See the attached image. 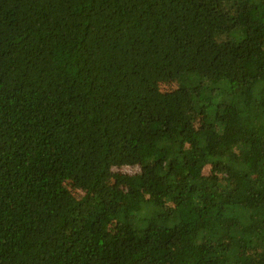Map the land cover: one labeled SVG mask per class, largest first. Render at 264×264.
I'll list each match as a JSON object with an SVG mask.
<instances>
[{
  "label": "trees",
  "instance_id": "obj_1",
  "mask_svg": "<svg viewBox=\"0 0 264 264\" xmlns=\"http://www.w3.org/2000/svg\"><path fill=\"white\" fill-rule=\"evenodd\" d=\"M0 264H264V0H0Z\"/></svg>",
  "mask_w": 264,
  "mask_h": 264
},
{
  "label": "rangeland",
  "instance_id": "obj_2",
  "mask_svg": "<svg viewBox=\"0 0 264 264\" xmlns=\"http://www.w3.org/2000/svg\"><path fill=\"white\" fill-rule=\"evenodd\" d=\"M174 88H175V87H174L173 85H171V84H162V85H161V90H162L163 92H167V91L170 92V91H172ZM190 218L194 219L195 216L192 214V215H190Z\"/></svg>",
  "mask_w": 264,
  "mask_h": 264
}]
</instances>
